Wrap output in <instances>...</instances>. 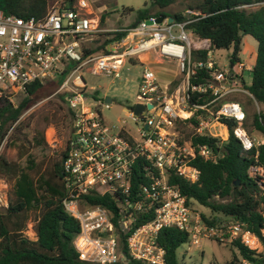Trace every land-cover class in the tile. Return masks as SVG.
<instances>
[{"label": "built area", "instance_id": "1", "mask_svg": "<svg viewBox=\"0 0 264 264\" xmlns=\"http://www.w3.org/2000/svg\"><path fill=\"white\" fill-rule=\"evenodd\" d=\"M87 7L85 0H76L64 8L55 3L40 18L0 10V98L11 99L17 93H26V86L32 82L43 85L56 76L66 75L59 87L64 90L63 99L70 115V133L61 164L63 206L79 222L74 244L80 259L101 264H166L165 249L158 245L157 236L167 227L186 231L192 244L204 237L222 244L239 239L249 249H256L255 236L243 230L241 223H204L170 182L171 175L196 182L199 171L190 163L196 156L217 159L209 145H193L190 139L182 138L178 122L194 113L198 120L194 134L217 136V132L211 131L214 122L228 133L221 122L226 118L236 121L233 134L243 150L259 144L241 127L246 115L241 103L226 98L233 90L229 79L241 77L242 61L232 68H220L212 57L209 39L195 36L187 29L192 19L186 14L193 13L189 9L182 21L169 23L165 17L161 23H155L156 16H151L135 27L122 28L126 29L127 41L112 42L106 53L85 54L83 41L103 31L86 12ZM199 49L206 50L205 60L192 59V50ZM143 51H156L175 61L182 75L181 83L168 93L158 84L154 72L144 67L136 101L123 107L136 128L132 129L124 118L118 123L105 121L97 107L108 109L112 100L105 101L102 96L98 99L89 92L82 70L119 79L124 61ZM198 67H206L210 77L191 86L189 78ZM193 94L211 99L199 104L191 100ZM221 99L225 100L213 109L212 104ZM135 103L145 106L139 115L132 111ZM137 167L146 180L132 196ZM247 174L264 182V169L259 165H251ZM90 192L117 195L115 214L102 206H84L80 198ZM149 213L150 219L134 226L139 216ZM120 227L130 231L125 242L128 257L121 250Z\"/></svg>", "mask_w": 264, "mask_h": 264}, {"label": "trees", "instance_id": "2", "mask_svg": "<svg viewBox=\"0 0 264 264\" xmlns=\"http://www.w3.org/2000/svg\"><path fill=\"white\" fill-rule=\"evenodd\" d=\"M76 0H0V10L16 16L36 18L43 17L51 5L58 3L62 8L70 7ZM177 0H152L157 11L150 13L146 4L135 10L134 20L125 28L135 27L139 22L151 16L164 15L172 17L174 21L184 19V11L167 13L166 8ZM259 0H192L187 9L192 21L187 29L200 38L209 39L210 49H231L229 64L240 63L239 53L242 38L251 36L256 41L254 63L249 70V82L242 79L241 85L250 94V100L264 104V10L260 8L247 9L246 5L254 4ZM133 8L124 7V12L133 11ZM101 17V22L104 21ZM110 37L103 39L93 47L84 48L85 54L106 53V46L122 39L126 29L110 33ZM192 59H206V50H192ZM206 67H198L189 78L191 86L205 82L209 77ZM175 83V82H174ZM45 85V84H43ZM35 81L26 86V96L17 105L6 97L0 98V131L7 123H16L23 111L32 101V97L43 86ZM94 95V94H93ZM101 99V96H97ZM64 98V95H61ZM211 97L192 95L194 102L206 103ZM190 100V102H191ZM221 99L212 104V108L219 107ZM195 114V113H194ZM179 121V127L189 126L192 131L189 135L193 145L207 144L217 155L216 161L205 160L200 156L194 157L190 163L199 171L198 180L189 182L180 176L171 175L170 182L175 184L187 203L196 202L208 207L212 215L200 214L201 219L208 226H215L225 220L239 222L242 229L253 234L262 246L261 250L249 249L239 239L231 244L236 252L226 264H235V261L244 260L250 264H264V182L259 177H250L247 170L251 165H259L264 169V142L252 149L243 150L241 143L233 134L236 121L222 118L221 122L228 128V136L221 140L219 136L208 133L194 134V127L198 124L195 115ZM247 112L241 127L246 128L249 123L252 130L264 135V108L251 114V120L246 122ZM4 134L0 133V142ZM37 145L41 139L34 137ZM64 150L62 151V155ZM28 156V157H27ZM26 156V165L22 169L16 162L8 161L0 155V171L15 177L14 200L5 207H0V264H101L80 259L74 241L80 231L78 220L67 212L63 206L65 196L62 181V166L60 161L55 162L54 169L47 178L33 177L27 171L35 167L33 157ZM28 164V165H27ZM136 168L133 176L131 195L136 187L146 179L139 174ZM238 183L235 184L234 181ZM133 196V195H132ZM117 195L108 193L99 194L90 192L82 195L80 200L84 206H102L115 214V199ZM220 199V200H219ZM225 200V201H223ZM31 210L38 212L35 223V239L24 234L27 213ZM152 213L139 216L134 226L150 219ZM121 250L126 253V236L130 231L120 227ZM188 239V233L175 227L162 228L157 236L158 245L165 249L166 264H180L176 249ZM133 264H141L132 261ZM106 264H123L106 263Z\"/></svg>", "mask_w": 264, "mask_h": 264}, {"label": "rangeland", "instance_id": "3", "mask_svg": "<svg viewBox=\"0 0 264 264\" xmlns=\"http://www.w3.org/2000/svg\"><path fill=\"white\" fill-rule=\"evenodd\" d=\"M89 1L94 9L99 6H104L107 11L110 9L113 12H118L115 14L116 16L133 13L135 11L134 8H136L135 6H142L144 0H115L116 2L114 0ZM145 1L148 3L150 9L157 11L158 8L152 4V0ZM190 2H192V0H177L174 4L166 8L165 11L167 13L182 12V10H187V4ZM124 7H131L134 10L124 12ZM260 7L264 10V0L246 5V8L249 10ZM190 14L186 15L189 16ZM103 15H107V12L103 13ZM174 32H176L175 29ZM99 36L100 35H97L96 37ZM100 38H103V36L101 35ZM241 51L242 53H239L243 63L241 72L245 75V82L248 84L250 79V76L248 77V71L252 66L254 51L256 52V41L251 36L245 35L242 38ZM230 53L231 49L223 48H213L211 52L213 59L220 68H223V63L226 62L228 66ZM172 65L175 66L173 62L164 59L163 63H153L150 65L151 68L149 67L161 84L166 82L168 87L163 89L168 90V93H170L173 88H176L177 85L181 83L180 81L182 79V75L178 68H174ZM174 69H176V72ZM142 72L143 66L130 59L124 61L119 79L103 74H91L90 72L82 70V77L86 82L87 90L97 96L104 97L108 95L112 100L110 108L108 109L104 108L102 105L97 107L100 109L101 115L105 121L116 123L124 118L128 121L132 129L136 128L137 124L128 119L126 116L127 113L123 107L130 106L136 101V92ZM65 76L66 75L63 74L47 80L46 84L32 97V101L23 111L19 120L13 124L7 123L0 131V133L4 134L0 142V155H3L10 162H16L22 169L26 165V156H32L35 167L27 171L33 179L48 177L49 173L54 169L55 162L60 161L62 151L65 148L70 133V115L68 107L65 100L61 98V95L64 94V90L59 88ZM229 82L233 90L227 95V98L241 102L243 109L247 112L246 122H249L251 120L252 111L258 112L262 110L264 104H258L250 100L249 93L242 88L241 77L235 76L230 78ZM25 96L26 93H17L13 95L10 100L14 105H17ZM87 101H91L90 98H88ZM180 114L183 116L185 112H181ZM224 129L225 128L221 125L217 126L215 122L211 125V131L213 133L217 132V136H221L222 139L227 137ZM179 131L183 139H190L189 135L192 131L190 125H182L179 127ZM246 131L251 137H255L259 141L262 140L260 133L252 130L249 123H247ZM34 137L41 139L40 145L36 144ZM14 182V176L6 175V173L0 171L1 208L14 200ZM190 207L193 214L200 218V214L206 216L212 215L208 207L202 206L194 201L191 202ZM27 215L28 218L25 223L24 234L30 239H35V223L38 218V212L31 210ZM225 222L230 221L225 220ZM235 252L236 249L229 244V242L222 244L211 237H204L197 244H192L187 240L176 249L177 259L180 264H226L232 259V255ZM235 264L250 263L241 260L235 261Z\"/></svg>", "mask_w": 264, "mask_h": 264}, {"label": "crops", "instance_id": "4", "mask_svg": "<svg viewBox=\"0 0 264 264\" xmlns=\"http://www.w3.org/2000/svg\"><path fill=\"white\" fill-rule=\"evenodd\" d=\"M86 2H87V5H88V7H87V9H86V12L87 13H89L92 17H93V20H96V21H98V23H99V26L101 27V29H103V31L101 32V33H98V34H96V35H93V37L92 38H89V39H87V40H84L83 41V46H84V48L86 47V48H89V47H93V45H97V44H99L100 42H102L103 41V39H105V38H108L109 36H111L110 35V33H113V32H115V31H117V30H119V29H122V28H125V27H127L133 20H134V18H135V11L133 12V13H129V14H121V15H116L115 16V14H117L118 12H113L112 10H105V8H104V6H99L98 8H93L92 6H91V4H90V1L89 0H85ZM115 1V0H114ZM116 2V1H115ZM146 4V6L147 7H149L148 6V3L144 0L143 2H142V6H140V7H138V6H135L136 8H134L135 10H137V9H139V8H141V7H143L144 5ZM149 10H150V13H154L155 11H153L152 9H150L149 8ZM105 12H107V15H105L104 16V21L103 22H101V17H102V15H103V13H105ZM131 14V15H130ZM97 35H102L103 36V38H100V36L99 37H96ZM123 42H125V41H127V37L126 36H124L122 39H121ZM114 43V42H113ZM111 44V43H110ZM110 44H108L107 46H106V48H110V46L112 45H110ZM241 53H242V51H240ZM254 58H255V51H254V56H253V62H252V65H253V63H254ZM130 60H132V61H134V62H136V63H139L141 66H143V69H144V67H150L151 68V64H153V63H163V61H164V59H166V58H164V57H161L160 55H158V53L156 52V51H143V52H141V53H139L136 57H134V58H129ZM167 61L169 60V62H173L174 64H175V66H173L174 68H176L177 67V65H176V63H175V61H173V60H170V59H166ZM227 65V62L226 63H223V67L224 66H226ZM228 66L230 67V68H232V66H234V64H229L228 63ZM149 68V69H150ZM235 68H236V66H235ZM252 68V66L250 67V69ZM249 69V70H250ZM176 69H174V71H175ZM176 72V71H175ZM248 77H249V71H248ZM241 78L242 79H244L245 80V75L243 74V72H242V74H241ZM158 79V78H157ZM157 82H158V84L162 87V88H166V87H168L167 85H166V82H164L163 84H161V82H159L158 80H157ZM250 95V94H249ZM106 96V95H105ZM226 98H227V96H226ZM228 99V98H227ZM230 100H232V99H230ZM234 101H236V100H234ZM239 102V101H238ZM241 103V102H240ZM245 113H246V111H245ZM252 113H253V111H252ZM221 128V127H220ZM225 128V127H224ZM222 130H223V128H222ZM225 131L224 132H226V136H227V130L226 129H224ZM245 130H246V128H245ZM258 133H260V132H258ZM260 135H261V139L262 140H258L257 138H255V137H253L259 144L260 143H263L264 142V135L263 134H261L260 133ZM256 238V237H255ZM256 240H257V249L258 250H261L262 249V246H261V244L259 243V241H258V239L256 238ZM259 246H260V248H259Z\"/></svg>", "mask_w": 264, "mask_h": 264}, {"label": "water", "instance_id": "5", "mask_svg": "<svg viewBox=\"0 0 264 264\" xmlns=\"http://www.w3.org/2000/svg\"><path fill=\"white\" fill-rule=\"evenodd\" d=\"M165 19L164 15H157L155 18H154V22L155 23H161L163 20ZM166 20L171 23L173 21V18L172 17H167ZM148 23H152L151 20H147ZM104 100L105 101H111V98L106 95L104 96ZM147 107H151V104H148L146 105ZM144 105L141 104V103H135V105L133 106V113L136 114V115H139L141 113V111L144 109ZM148 126L145 125V128H147ZM63 160H64V157L62 156L61 159H60V163L62 164L63 163ZM235 184L238 183L237 180L234 181Z\"/></svg>", "mask_w": 264, "mask_h": 264}, {"label": "bare ground", "instance_id": "6", "mask_svg": "<svg viewBox=\"0 0 264 264\" xmlns=\"http://www.w3.org/2000/svg\"><path fill=\"white\" fill-rule=\"evenodd\" d=\"M50 132H52V131H50ZM50 134V133H49Z\"/></svg>", "mask_w": 264, "mask_h": 264}]
</instances>
